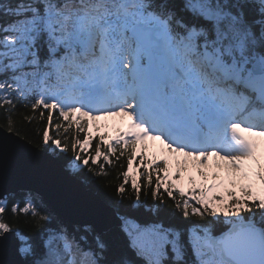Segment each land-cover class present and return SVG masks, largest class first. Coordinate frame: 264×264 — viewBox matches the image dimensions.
I'll list each match as a JSON object with an SVG mask.
<instances>
[{
  "label": "snow or ice",
  "instance_id": "6c2138e0",
  "mask_svg": "<svg viewBox=\"0 0 264 264\" xmlns=\"http://www.w3.org/2000/svg\"><path fill=\"white\" fill-rule=\"evenodd\" d=\"M0 109L123 169L103 214L0 193V264H264V0H0Z\"/></svg>",
  "mask_w": 264,
  "mask_h": 264
},
{
  "label": "water",
  "instance_id": "95a60500",
  "mask_svg": "<svg viewBox=\"0 0 264 264\" xmlns=\"http://www.w3.org/2000/svg\"><path fill=\"white\" fill-rule=\"evenodd\" d=\"M24 139V138H23ZM0 126V193L39 189L60 211L103 214L110 206L68 172L59 158Z\"/></svg>",
  "mask_w": 264,
  "mask_h": 264
},
{
  "label": "trees",
  "instance_id": "16d2710c",
  "mask_svg": "<svg viewBox=\"0 0 264 264\" xmlns=\"http://www.w3.org/2000/svg\"><path fill=\"white\" fill-rule=\"evenodd\" d=\"M20 112L23 113V112H25V110L21 108ZM25 114H27V113H25ZM46 115H47V113H45V116ZM14 119L16 120L17 131L19 132L20 137L24 138L25 140H27L28 142H30L31 144L36 146L38 149L43 150V151H47L45 149L44 144L40 142V139L36 135L37 129H39V130L43 129V126H44L43 123H39V124L33 123L32 125L24 124L23 126H21L19 113H17L14 116ZM56 122H58V121H56L54 119V123H56ZM0 126H2L3 128L7 127L5 114H4L3 109H0ZM52 135H55V132H52ZM81 138H83V136H81ZM69 143H71V141H69ZM94 146H95V144H93V147ZM47 152L51 153L50 151H47ZM59 160L61 161L63 166L67 169L66 164L64 162V159L59 158ZM121 163H124V161H121ZM122 170L123 169H120V168L113 169L111 167H108L107 168V172H108L107 176L94 177L91 172H88L85 169L83 175H76V176L81 181H83L84 186L87 189L92 190L93 192L98 194L105 203H107L108 205H111L112 201L119 199V197H117V195H116V185L118 183H120V181L116 177H117V173L119 171H122ZM26 191H28V190H21V191L16 192V194L21 195ZM127 195H129V196L132 195L130 188L127 189ZM141 199L145 200V196H144L143 192L141 195ZM128 202L129 201H125V203H128ZM145 202L147 204L152 203L150 190H149L148 197L145 200ZM169 203H171V201H169ZM29 221H30V218L25 217V216H18L16 218H12V224L14 227L19 226V227L25 228L26 230L31 231L32 228H31V224L29 223Z\"/></svg>",
  "mask_w": 264,
  "mask_h": 264
},
{
  "label": "rangeland",
  "instance_id": "374dc122",
  "mask_svg": "<svg viewBox=\"0 0 264 264\" xmlns=\"http://www.w3.org/2000/svg\"><path fill=\"white\" fill-rule=\"evenodd\" d=\"M120 121L119 119L115 120V121H109V124H119ZM115 129L114 128H109L108 131H114Z\"/></svg>",
  "mask_w": 264,
  "mask_h": 264
}]
</instances>
